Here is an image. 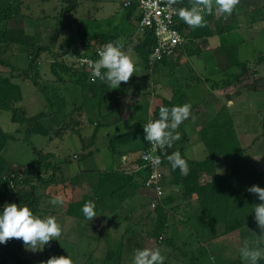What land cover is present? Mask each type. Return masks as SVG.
<instances>
[{
    "label": "rangeland",
    "instance_id": "obj_1",
    "mask_svg": "<svg viewBox=\"0 0 264 264\" xmlns=\"http://www.w3.org/2000/svg\"><path fill=\"white\" fill-rule=\"evenodd\" d=\"M124 1L75 0L78 3V8L68 10V0H0V13L3 9L12 8L14 13L23 16L21 19L12 22L11 25L15 24L14 27L20 25L25 28L29 35L34 36L33 43L35 46L48 48L42 51L39 58L35 60L31 74L37 78L36 80L41 85L49 88L51 98L54 96L51 90L56 89L67 104L62 115L54 114L53 119L55 121L50 118L42 121L43 126L52 128L49 136L36 134L30 136V141L39 150L54 154L51 161L57 169L54 172L55 181H49L52 180L50 172L46 171L44 176L49 181L48 184L45 183L47 185L42 183L43 186H41L38 182H34L38 183L39 186L36 193L39 198L36 215L41 218L49 215L55 216L62 226V235L59 241L52 240L44 246L43 251L37 252L25 249L22 240L11 239L7 243L22 247L21 257L25 264H41V261H47L52 256H70L74 264H108L105 261L107 249H115L122 243L124 238H127L124 233L126 231L129 233V230L132 232L129 233V238L134 236V239L125 241V243H128V247L123 249L124 254L121 264H132L135 250L143 248H159L162 255L165 256L164 264H190L192 252L195 251L197 254L203 246L211 253L208 259L204 260L206 262L200 261L199 263L229 264L240 257L239 249H237L238 254L232 257L230 250L234 251V246L228 248L230 249L228 254L222 253L219 246L217 248L213 247V241L216 240H203L197 236L196 230L193 229V222H191L193 227L190 229L182 223L181 226L179 225L178 221L180 222L184 217L186 218V212H183L186 209L187 201H189L185 199L181 190L179 199L175 200L176 198H173L171 203L163 206L166 213V225L162 240L153 235L155 233L152 222L156 221L157 212L148 209L151 203L144 205L140 202V197L136 196L137 192L142 195L145 193L143 187L128 196L116 211L110 212L111 214L107 213V215L97 214V217L93 218L92 221L69 216L65 203L63 205H52L50 203L54 197L60 196L63 198L67 193L69 194L68 199H71L74 203L92 201L93 198H96L94 202L97 210L101 203L98 193L99 195H104L105 192V194H109L107 183L98 189V181L106 173L111 171L123 173V170L134 174L141 173L140 176H136L137 186H140L143 179L144 181L146 179L147 172L144 171L139 159L144 150L136 158L131 159L130 157L131 162L129 163L124 162L121 155L129 153L135 147L137 143L136 135H138L139 130L146 121L145 117L151 103L155 100V106H157V104L162 103L164 94H170L167 91L170 76L165 74L164 79L160 80V84L154 85V69H143L145 62L134 49L138 42H135L136 40L131 41L126 37V33L129 32L128 30H132V27L125 16ZM246 12H243L239 18L232 17L234 13L230 16L225 14L229 17V20H233V23L229 21L227 33L223 36L213 37L209 40V44L211 46H223L241 42V49L240 53L237 54V58L246 61L244 62L246 66L254 65L255 67V61H259L260 55L264 56V20L251 21L252 18ZM208 16L206 15L205 19ZM219 17L221 16L218 13L212 14V22ZM5 28L6 23L0 22V33H3ZM111 30L122 33L121 38H125L121 41L124 44H127V40L130 41L125 45L131 49L129 54L135 61L137 71L128 83L121 82L118 89H112L104 81L97 86H91L89 84L90 74L87 71H84L86 74L82 73L76 63L79 57L92 55L96 50L93 48L87 49L88 46L85 44L83 35L85 32ZM244 39H246V42H244ZM31 46L30 43L25 45H3L0 47V60L8 62L10 68H16V74L21 70H29L31 62L34 63L36 53L35 48ZM74 49H78L80 54H76L77 52ZM59 50L62 51V56L56 55ZM209 57L208 60L215 63V57L211 54H209ZM228 57L234 59V53H229ZM204 58L207 60V56ZM193 60L196 61L197 56H194ZM53 62H62L65 66L71 68L70 72L63 74L64 79L62 81H58V78L52 74L51 64ZM0 70L4 75H7L6 77H13L14 79H10L19 84L24 93L23 100L16 102L10 111H0L1 128L15 138L6 145L4 156L14 166H17L20 173H22L23 169L37 160V156L34 155L30 142L27 141L28 123L21 124L19 121L14 123L12 121L13 116L19 118L21 115H19V112L14 114L12 111H15L16 108L17 110L24 109L27 112V118L36 116L43 110L47 111V102L42 92L38 91L33 82L17 78L9 68L1 67ZM183 70L186 71V67ZM257 71L264 77V64L259 65ZM85 76L88 78L87 81ZM171 82L174 83V81ZM178 84L179 82L175 83L176 86ZM127 85L132 86V90L130 93L125 94L126 90L124 88ZM92 87H96V89L94 90ZM253 93L250 96L253 103H250V105L254 106V111L234 112L238 133L249 135V140L246 143L244 138L243 144L244 146L251 144L248 146L249 148H244L250 153V156L251 151H254L250 148L253 145L259 147V153H264L261 120V114H264V93H256V91H253ZM119 119L126 124L121 123ZM117 121L120 124H116L115 127L114 124ZM58 131L62 134L59 135ZM178 131L181 134V139L175 142V148L183 146L184 154L186 153L187 157H191L190 148H187L185 152L184 142L187 138L185 124H181ZM130 133L131 135H129ZM125 134L127 135L125 136ZM208 154L210 157L209 152ZM87 155L89 157H86ZM81 156H84L85 159H82ZM256 165L261 171H264V161L262 163L258 162ZM161 170L166 179L169 173L164 168ZM201 181L208 182L210 179L208 180L204 175ZM167 182L168 184L163 187L164 198L167 197V194H174L173 185L170 183L171 179L169 178ZM147 198L149 200V197ZM3 203L4 205L15 203V197L10 194L5 195ZM255 228L252 227L246 232H251L254 241L261 239L260 244L264 246V237L256 235ZM246 232L242 235L243 242L249 239ZM253 244L255 245L256 242ZM4 245L0 244V248ZM119 249L118 246L116 250ZM262 252L264 253V251ZM242 259L244 262H249L244 258ZM118 262L119 258L113 260L110 264H118Z\"/></svg>",
    "mask_w": 264,
    "mask_h": 264
},
{
    "label": "trees",
    "instance_id": "obj_2",
    "mask_svg": "<svg viewBox=\"0 0 264 264\" xmlns=\"http://www.w3.org/2000/svg\"><path fill=\"white\" fill-rule=\"evenodd\" d=\"M127 0L124 1L123 7L126 10V18L127 21L131 24L132 30H128L126 33V37H128L131 41L138 42L135 46V50L140 54L145 64L150 68L156 67L158 64L165 62L170 58H164L160 61L151 63V54L157 45L156 38L152 32L145 33L140 35L137 33V10L139 8V1L132 0L131 6H125ZM246 1V0H243ZM254 2V19L255 18H263L264 16V0H253ZM70 9H77L78 3L75 0H68ZM258 4V5H257ZM257 5V6H256ZM188 7L189 0H178V3L175 4L176 9L180 7ZM215 12V11H214ZM221 17L215 19L213 21V25L215 29L212 30L209 26V22L212 21V14L206 17V27L202 28H190L187 24H185L179 17V29L186 33L187 44L185 47L189 45H195V41L200 38H209L216 34H222L225 31L224 26H222V22L224 21V14H220ZM23 16L20 14H16L13 12L12 8L3 9L0 13V22L6 23V28L3 33H0V47L3 45H25L30 43V46L35 48L36 53L34 56V63L31 62L29 70H21L16 74V68H10V64L8 62L0 60V69L1 67H6L11 69V73L15 74L17 78L23 79V81L30 80L36 85L39 92L45 97L47 102V111L43 110L38 113L36 116L28 117L27 112L24 109L12 111L14 114L19 112L21 115L19 118L13 116V122L16 123H28L27 129V141L30 142V146L33 149V153L37 156V160H35L29 167L23 169V172L20 173V170L17 166H14L10 160L4 156V151L6 150V145L10 141L15 140V138L5 132L0 126V212L3 211V198L5 195H11L15 197V203L20 204V206L27 205L32 212L36 215L37 206L39 204V198L37 196L38 183L43 186V184L49 181H55V171L57 170L54 163L51 159L54 158V154L51 152H44L43 150H39L33 143L30 141V136L32 134L49 136L51 134V127L43 126L42 121L50 118L53 119L54 114L62 115L65 112L67 104L63 97H61L56 89L51 90L52 98L50 97L48 87L45 85H41L39 81H37L36 77L31 74L33 67L35 65V60L39 58L42 51L47 50V47L35 46L34 36L29 35L25 28L19 25V27H14L11 25L12 22L21 19ZM12 26V27H11ZM122 33L117 30L111 31H98L93 33L85 32L83 35V39L85 40L87 49L93 48H102L106 43L110 41L122 40L125 37L121 38ZM124 36V35H123ZM71 39V38H69ZM70 41V40H69ZM127 44L130 41H126ZM126 44V43H125ZM124 44V45H125ZM126 44V45H127ZM125 45V48L128 47ZM1 50V49H0ZM63 50V48H62ZM65 50V48H64ZM76 54H80L78 49H74ZM220 52H222L223 56H227L230 51H234V59L229 58L228 63L226 64V69L232 68L234 66L242 67L243 72L248 71V66L245 64H241L237 61L236 50L237 48H229L223 47L218 48ZM218 51V52H219ZM61 50H59L57 56L61 55ZM94 53V52H93ZM172 58V57H171ZM264 62V56L260 55L258 63ZM69 67L65 66L62 62H53L51 64L52 74L58 78V81H62L64 78L63 74L70 72ZM82 73L84 69L78 68ZM79 71V70H78ZM86 74V73H85ZM7 75L3 74L0 70V111H10L16 102H21L23 100V89L16 82L12 81L10 78L6 77ZM240 75L239 77H241ZM14 79V78H13ZM87 77L85 76V80L87 81ZM101 80L97 83H89L91 86H97ZM94 90L96 87H92ZM25 99V98H24ZM161 106L172 107L175 106V103L169 101L165 98H162V103L155 107L152 112V117L156 120L159 118V108ZM222 121V122H221ZM188 122L185 121L182 125ZM221 123V124H219ZM230 124V118L223 114L222 112L218 115L215 122L210 123L209 127L203 130V133H210V137L208 141L206 140L207 151L210 153V157L205 161H193L186 158L184 154L183 146H179L175 148V143L172 148L167 149V153L171 154L174 151L179 150L183 158H185L188 162L189 172L187 175H181L179 169L173 171L171 169V165L167 162L164 157V153L160 152V156L162 159V163L160 164L161 168L167 170L169 176L166 178V184H168L167 180L171 179V185L178 186L183 191V195L187 201L186 209L183 213H185L186 218L184 217L181 221L183 225H185L188 229L189 222H193L196 231L202 233L201 239L204 240L205 237L207 239H223L228 242H240L241 247L243 245L242 235L247 230L252 227H256L255 234L264 237V232L258 227V223L255 220L254 213V204L261 203L258 197L255 194L247 192L245 189L247 187H251L252 185H258L261 188H264V171H261L255 162L252 160L248 151L245 149H240L238 143H236V149L229 146L228 139L226 142V147L224 144L219 145V143L223 140L221 136V132L227 128ZM230 128V126H229ZM262 131L264 137V116L262 118ZM202 133V134H203ZM58 134H62L59 133ZM127 134H125L126 136ZM131 135V133L129 134ZM203 136H207L203 134ZM128 137V136H127ZM126 137V138H127ZM145 133L144 130L141 134L136 135V139H140L145 144L139 148L137 151L146 150L148 148L147 141L144 139ZM129 138V137H128ZM212 152V153H211ZM86 157H89L88 155ZM82 159H85L84 156H81ZM220 158L232 159L231 170L226 174H218V171L215 167V160ZM83 161V160H82ZM139 161V160H138ZM17 168V169H15ZM48 171L50 172V177L52 180H47L44 176V173ZM141 173H129L123 170V173L119 172H108L99 179L98 181V189L101 188L106 183L109 185V194H101L98 197L101 199L100 207L95 209L97 214L107 215L110 212L113 213L117 210L118 206L128 198L131 194L136 193L142 187L145 188V181L141 182L140 186L138 185V180L136 176H140ZM204 175L209 176L211 178L210 181L203 182L201 181ZM34 182H38L37 184ZM43 183V184H42ZM45 184V185H47ZM102 192V190H100ZM67 196V198H66ZM66 196H63V200L65 206H67V214L69 216L78 218L80 220H87L81 209L85 202L74 203L72 200L68 199L69 194L66 193ZM72 198V197H71ZM93 202L96 201V198H93ZM149 201V200H148ZM171 198H161L158 205L153 211L157 212V219L154 220L153 228H154V236H158L160 240L163 239V234L165 232L166 225V213L164 212L163 206L169 204L171 202ZM95 203V202H94ZM151 203L150 201L148 204ZM148 209L152 210L151 207ZM110 213V214H111ZM129 233H132L128 230ZM129 233L127 231L124 233V241L120 243L119 250L115 249H107L105 261L110 264L113 260L119 258L118 264H121L123 260V249L128 247V243H125L126 240L134 239V236L129 238ZM248 234L249 239L247 240L249 246L253 248L251 242V232H246ZM246 234V235H247ZM123 236V237H124ZM206 239V238H205ZM227 242V243H228ZM243 242V243H242ZM19 246L21 244H18ZM240 246V245H239ZM22 247H16L12 243L5 244L2 248H0V264H25L23 258L21 257ZM194 253V255H193ZM210 251L202 247L197 254L195 251L192 252V256L190 259V264H201L200 261L206 262L204 260L208 259L210 256ZM198 260V261H195ZM220 264V263H216ZM229 264H250V262H244L241 257L233 260ZM258 264H264V257H262Z\"/></svg>",
    "mask_w": 264,
    "mask_h": 264
},
{
    "label": "crops",
    "instance_id": "obj_3",
    "mask_svg": "<svg viewBox=\"0 0 264 264\" xmlns=\"http://www.w3.org/2000/svg\"><path fill=\"white\" fill-rule=\"evenodd\" d=\"M239 7H241V9H239ZM254 9L255 8L253 0H240L239 5H237L234 9V15L232 17L236 16L237 18H239V16H241L243 12L247 11L246 13L250 16V18H252L251 21L264 20V18L262 17L254 19ZM216 13L217 12H213V14ZM224 16L225 18L222 22V26H224L225 28L224 33H215L209 38H200L195 41V45L184 47L178 53H176L175 56L166 60L165 62H162L161 64H158L153 68L154 85H159L160 80L164 79L165 74H168L170 76L169 88L167 90L168 92H170V94H164L163 98L172 101L173 103H175V105H183L184 103H190L192 105V115L189 118L188 122L185 124L187 138L185 139L184 145L185 152L187 148H190L191 157H187L185 153L186 158L193 161H204L208 159L209 154L205 141H208L210 135L203 136V134H205L203 133V130L209 127L210 123L215 122L221 112L223 114H226V116L230 118L231 125H229L230 128L229 126H227V128L223 130V132H221V134L219 135V137L221 136V138L223 139L219 143V145L221 146V144H224V147H226L227 145L225 141H227L228 139L229 146H232L234 149H236V143H238L240 149L249 148L248 146H250L251 144H248L247 146H244L243 144L244 138L245 142L249 140V135L246 136V133H238L236 122L234 120V112H253L254 106L250 105V103H253L252 98L250 99V96L254 94L253 91H256V93H264V77H262L257 71L258 66L264 64V62L258 63L255 61V65L257 67H254V65H248V71L245 73L243 72V68L238 66L226 69V64L228 63L229 57L227 58L226 55L223 56L222 52L217 49L223 47H236L237 56V54L240 53L241 42L234 45L223 46H211L209 44V40L213 37L217 35L223 36V34L227 33V24L229 21L233 23V20H229V17L227 15L224 14ZM209 26L212 30L215 29L212 21L209 22ZM244 42H246V39H244ZM229 53H234V51H230ZM209 54L215 57V63H212L208 60L210 59ZM194 56H197L196 61L193 60ZM205 56H207V60H205ZM237 61L241 64H246L244 63L246 61H242L241 59L237 58ZM144 65L145 66L142 65L143 69L146 70L150 68L147 63ZM185 67L186 71L183 70ZM240 75L242 76L239 77ZM171 81H174V83H172ZM178 82L179 84L178 86H176L175 83ZM124 90H126L125 94L130 93L132 90V86L127 85ZM155 102L156 101L154 100V102L151 103L150 107H148V114L145 117L146 121L144 125L152 117V112L156 107ZM158 105L160 104H157V106ZM263 116L264 114H261V120ZM119 121L126 124L125 122L121 121V119H119ZM116 124L118 125L120 123H118L117 121L114 126ZM142 132L143 125L138 134H141ZM136 142L137 143L135 144L133 150H131L129 153H123L121 155V159L124 162H131L130 160L136 158L142 151L140 150L136 152V150L141 148L145 144V142H142L140 139H137ZM250 148L254 149V151H251V158L255 162V164H257L258 162L262 163L264 161V153H259L258 146L254 147L253 145V147ZM231 165V158H220L215 162V167L218 171V174L229 173L231 170ZM206 178L208 180H211L209 176H206ZM173 189L174 196L172 194H167L166 197L167 199L171 198L172 201L173 198H176L175 200L179 199L181 188H179L178 186H173ZM137 193L138 194H136V196L140 197V202H142L144 205H147L148 198L146 195V191L143 195L139 192ZM178 223L181 226V222L178 221ZM179 225L177 224V226ZM190 225L191 222H189V227ZM177 231L179 232V230ZM196 234L199 238L205 235H202V233L200 234L199 231H196ZM205 238L206 240H210L207 239V237ZM251 238H253L252 235ZM214 240L216 241H213V247L217 248L219 246L222 253L228 254L230 250L228 248L234 246V251L230 250V254L232 255V257L238 254L237 249H240V242H228L227 239ZM251 241L253 249L259 250L262 253V257H264V253L262 252L264 251V246L260 244L261 239L254 241L253 238ZM255 242L256 244L254 245L253 243Z\"/></svg>",
    "mask_w": 264,
    "mask_h": 264
},
{
    "label": "clouds",
    "instance_id": "obj_4",
    "mask_svg": "<svg viewBox=\"0 0 264 264\" xmlns=\"http://www.w3.org/2000/svg\"><path fill=\"white\" fill-rule=\"evenodd\" d=\"M167 7L171 8L178 3V0H164ZM240 0H189L188 7L174 9L175 14L190 28L206 27L205 16L213 12L232 15L234 9L239 5ZM130 48L126 49L122 41H110L99 51V59L90 61L92 66L91 78L93 82L98 78L106 82L112 89H118L121 82L125 84L137 71L135 61L129 54ZM192 105L184 103L172 107L161 106L159 108V118L149 120L143 125L145 133L144 139L150 143L151 152L160 151L171 165L173 171L179 169L181 175L189 172L188 162L182 157L179 150L167 153V149L172 148L176 141L181 139L178 131L180 125L189 120L192 115ZM154 167L162 163L160 155H146ZM247 192L255 194L261 203L254 204L255 220L258 227L264 232V188L252 185L245 189ZM50 203L52 205H63L64 200L60 196L54 197ZM96 205L89 200L84 203L81 211L88 221L97 217ZM62 235V226L55 216L41 218L35 215L27 206H20L16 203H6L3 211L0 212V244H6L11 239L22 240L25 249L32 252L43 251L44 246L50 241L57 240ZM240 255L250 264H258L262 258V253L249 246L247 240L239 249ZM214 259V258H213ZM165 256L159 248L136 249L133 253L132 264H164ZM41 264H74L70 256H52Z\"/></svg>",
    "mask_w": 264,
    "mask_h": 264
},
{
    "label": "built area",
    "instance_id": "obj_5",
    "mask_svg": "<svg viewBox=\"0 0 264 264\" xmlns=\"http://www.w3.org/2000/svg\"><path fill=\"white\" fill-rule=\"evenodd\" d=\"M140 5L137 10V33L143 35L152 32L156 38L157 45L151 54V63L154 64L164 58H171L176 55L187 44L186 33L182 32L178 25V15L175 14V5L167 7L164 0H138ZM132 0H127L125 6H131ZM102 48H97L92 55L82 56L76 60L77 67L84 69L90 74V82L97 83V78L93 82L92 66L90 61L99 59L98 53ZM149 120H155L153 117ZM148 120V121H149ZM147 121V122H148ZM148 148L140 155V162L147 176L145 179V188L147 197L151 202V209H155L164 194L165 176L162 173L161 166L154 167L146 155H160V151L151 152L150 143L147 141Z\"/></svg>",
    "mask_w": 264,
    "mask_h": 264
}]
</instances>
